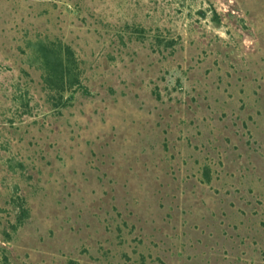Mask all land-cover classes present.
<instances>
[{"label": "rangeland", "instance_id": "rangeland-1", "mask_svg": "<svg viewBox=\"0 0 264 264\" xmlns=\"http://www.w3.org/2000/svg\"><path fill=\"white\" fill-rule=\"evenodd\" d=\"M0 264H264V0H0Z\"/></svg>", "mask_w": 264, "mask_h": 264}]
</instances>
